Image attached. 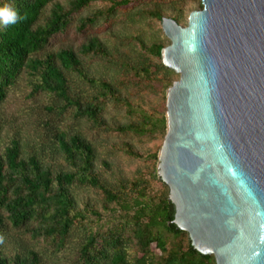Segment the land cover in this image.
<instances>
[{
  "label": "trees",
  "instance_id": "1",
  "mask_svg": "<svg viewBox=\"0 0 264 264\" xmlns=\"http://www.w3.org/2000/svg\"><path fill=\"white\" fill-rule=\"evenodd\" d=\"M7 1L22 19L14 25L0 26V132L6 117L1 111L9 95L27 79L32 86L31 97L38 92L51 96L50 104L45 106L47 117L42 122L47 131L45 139L50 143L30 146L17 131L9 144L3 150L0 148V264H42L39 253L30 247L44 241L60 251L78 226L83 228L84 235L74 264H217L214 255L197 251L189 234L173 222L175 206L169 199L168 186L158 176L156 164L150 179L136 176L107 181L96 168L93 144L82 130L71 128L62 120L63 112L69 110L77 119L106 130L140 135L166 132L165 116L147 113L140 114L139 123L107 126L103 117L104 99L128 109L133 103L120 94L115 83L87 74L82 57L73 49L47 51L50 40L65 31L75 14L93 0H71L67 6L55 0ZM130 2L111 0L109 10ZM100 14L101 11L83 19L79 29L92 25ZM148 14L162 19L158 9ZM137 42L148 55L162 60L164 44L147 46L140 40ZM104 51V45L94 37L80 47L83 56ZM132 71L146 82L160 81L168 86L176 74L163 62L154 65L143 62ZM75 77L92 85L94 92L78 91ZM47 145L62 158L63 163L57 169L41 156ZM123 149L140 157L129 146ZM153 158L154 163L158 162V154ZM153 181L161 185L156 193ZM76 186L95 190L99 201L94 202L99 206L86 203L79 208L74 196ZM99 208L110 217L109 224L94 229L88 224L90 217L102 219ZM8 229L15 230L19 234L18 243L25 245L10 255L1 250Z\"/></svg>",
  "mask_w": 264,
  "mask_h": 264
},
{
  "label": "water",
  "instance_id": "2",
  "mask_svg": "<svg viewBox=\"0 0 264 264\" xmlns=\"http://www.w3.org/2000/svg\"><path fill=\"white\" fill-rule=\"evenodd\" d=\"M163 17L166 91L157 173L173 222L217 264H264V0H201Z\"/></svg>",
  "mask_w": 264,
  "mask_h": 264
},
{
  "label": "rangeland",
  "instance_id": "3",
  "mask_svg": "<svg viewBox=\"0 0 264 264\" xmlns=\"http://www.w3.org/2000/svg\"><path fill=\"white\" fill-rule=\"evenodd\" d=\"M55 1L67 6L71 0ZM5 4L9 5L7 0H0V5ZM110 6L111 0H93L75 14L65 31L50 40L47 51H54L61 47L73 49L82 57L87 74L95 78H106L115 83L120 88V94L133 103V107L128 109L124 105H116L110 99H104L103 117L107 126L115 128L118 125L139 123L141 113L156 117L165 116L166 91L170 85L160 81L146 82L132 71V68L143 62L154 65L161 63L162 60L148 55L139 46L137 40L147 46L153 43H162L164 47L169 45L170 40L162 30V19L152 17L148 13L158 9L162 12V18L176 19L180 25L186 26L189 14L201 9L202 1L131 0L129 4L122 5L112 12L109 10ZM50 7L51 5L48 6L47 14ZM99 11L101 14L92 25L83 30L79 29L83 19L92 17ZM91 37L97 38L104 45L103 54L81 55V45ZM178 79V73L172 76V81ZM26 80L22 81L19 90L9 95L1 111L6 115L0 132L1 150L9 144L11 136L17 131L21 132L26 142L29 141L30 146L39 142L50 143L45 139L47 131L42 122L47 117L45 106L50 104L51 96L38 92L31 97L32 86ZM73 81L78 91L83 90L88 94L94 92V88L89 83H84L77 77ZM73 114V111L69 110L63 112L62 120L65 125L82 130L86 139L93 144L97 155L96 168L103 179L111 182L117 181L118 178L136 176L150 179L151 171L155 164H158V162L154 163L153 155L159 153L165 133L155 131L140 135L123 133L115 129L106 130L103 126L95 127L87 120L77 119ZM126 146L140 154V157L127 154L123 149ZM41 156L49 160L56 169L63 163L61 156H57V153L48 148V145ZM152 187L155 193L161 189L157 181H153ZM74 189L79 208L86 203L96 204L94 199L99 201L97 192L91 188L76 186ZM99 209L102 211L101 208ZM116 215L118 216L119 213ZM109 219L107 213L103 212L101 220L90 217L88 226L94 229L106 227ZM82 229L79 226L76 227L66 246L60 251H57L55 247H49L44 241L30 248L39 253L42 264H74L84 235ZM4 237L1 247L4 254L10 255L20 246L25 248V245L18 243L20 242L19 234L15 230L8 229ZM154 251L160 255L157 249Z\"/></svg>",
  "mask_w": 264,
  "mask_h": 264
},
{
  "label": "clouds",
  "instance_id": "4",
  "mask_svg": "<svg viewBox=\"0 0 264 264\" xmlns=\"http://www.w3.org/2000/svg\"><path fill=\"white\" fill-rule=\"evenodd\" d=\"M21 19L19 12L11 5H0V26L14 25Z\"/></svg>",
  "mask_w": 264,
  "mask_h": 264
}]
</instances>
